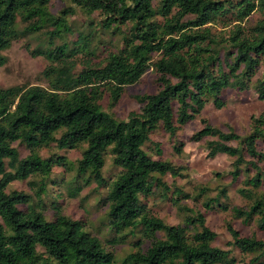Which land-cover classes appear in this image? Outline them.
I'll return each instance as SVG.
<instances>
[{"label":"trees","instance_id":"16d2710c","mask_svg":"<svg viewBox=\"0 0 264 264\" xmlns=\"http://www.w3.org/2000/svg\"><path fill=\"white\" fill-rule=\"evenodd\" d=\"M52 1L56 0H0V68L6 61L2 52L31 35L46 37V50L32 55L50 62L43 72L47 87H0V264H119L81 220H72L54 206L49 221L29 195L7 191L14 181L38 177L42 183L35 196L47 194L53 168L67 166L63 156L39 155L51 146L81 151L69 197L78 196L91 183L108 188L99 201L107 206V242L117 244L132 237L133 250L120 264H236L230 251L213 246L217 235L202 213L185 217L182 226L167 225L150 214L144 199L155 188L168 193L163 178L180 176L181 168L153 159L144 146L152 143L157 130L177 138L208 104L222 109L225 89L243 92L253 87L257 98L264 100V70L255 78L264 57V0H159L157 6L154 0H58L70 3L58 15L49 10ZM72 7L88 16L97 14L99 21L97 28L91 21L90 32L80 31L74 42H68L66 17ZM255 11L260 19L251 27L243 26ZM214 26L228 31L217 36ZM102 36L109 37L106 42L111 45L119 37L121 47L113 44L98 63L86 61L76 70L74 57L96 56L94 52L107 45ZM55 40L61 44L54 46ZM150 69L156 74L158 91L135 96L139 113L119 120L103 109L104 99L112 110L125 88ZM200 121L202 127L190 140L211 138L206 142L207 158H231L233 182L246 174L245 187L238 192L249 205L232 207L234 217L245 223L254 219L264 230V148L259 150L264 145V111L252 119L251 130L243 136ZM15 143L28 150L25 158H20ZM183 147L177 141L174 152L180 154ZM155 152L161 154L157 144ZM106 156L120 169L109 185L102 175ZM171 195L178 209L184 210L177 200L188 196L177 189ZM221 198H227L225 188L202 205L206 210H227ZM226 230L234 248L253 255L248 264L264 260V241L241 237L229 223Z\"/></svg>","mask_w":264,"mask_h":264},{"label":"rangeland","instance_id":"374dc122","mask_svg":"<svg viewBox=\"0 0 264 264\" xmlns=\"http://www.w3.org/2000/svg\"><path fill=\"white\" fill-rule=\"evenodd\" d=\"M235 1V0H232ZM159 0H154V6L158 5ZM70 3L61 1H52L49 4L51 14L58 15L63 9H68ZM72 14L66 17L67 24L70 28L69 34L66 36L68 42L76 40L77 33L83 31L90 32L89 23L95 26L99 17L97 14L92 16L86 15L82 10L72 7ZM160 20L159 17H157ZM260 19V13L255 11L242 24L245 27L253 26ZM97 26L94 27V29ZM91 31L94 35L98 31ZM215 35L226 34L228 29L220 26L211 28ZM46 37L40 36L36 38L31 35L13 42L9 49L2 52L5 57V64L0 68V87L10 88L13 86H35L47 87V81L43 76L44 70L50 65V62L42 55H32L33 51L46 50ZM99 35L94 39L97 43ZM102 40L109 41V37L102 36ZM119 37L112 40V45L117 48L121 47ZM61 44L60 40L54 41V46ZM104 47H100L94 53L96 56L82 57L77 55L74 57L73 63L76 70H81L86 61L98 63L105 57L106 53L112 45L107 43ZM264 70V57L262 58L261 67L255 78H259ZM253 79L255 83L257 79ZM158 91L156 83V74L150 69L136 84L125 88L117 105L109 110L107 108V100L102 101V107L105 111L110 112L119 120H126L130 114L139 113L140 104L135 100L137 95L154 94ZM222 99L225 106L222 109H216L212 104L206 105L201 112V116L194 121L189 122L177 133V138L170 139L163 131L157 130L151 136V144L144 146V150L153 157V159H161L170 162L176 168H181V175L172 178L166 176L163 182L166 184L169 192L166 193L162 188H155L154 193L144 199L147 209L154 217L161 219L167 225L182 226L187 216L195 213H202L205 217L206 225L216 233V239L213 246L222 250L230 251V256L236 259V264H248L253 255H244L238 249L234 248L231 243V237L226 230V224L229 223L232 228L238 231L239 235L244 238L256 237L264 241V230H259L254 219L244 222L243 219H236L231 211L232 207L245 209L249 205V201L241 197L238 190L244 188V178L246 174H241L237 181L233 182L230 172L233 171L232 159L225 155H217L213 159L207 158L206 142L212 140L205 138L201 141H191L190 137L201 127L200 119H205L208 123L221 130L227 132L233 130L239 136L247 134L252 127V119H256L260 113L264 111V100H259L253 87L243 92L225 89L222 92ZM182 142L184 147L180 154L174 152L173 147L176 142ZM155 144L159 145L161 154L156 156ZM234 146L235 143H232ZM17 148L20 158H25L29 152L18 143L14 144ZM264 145H259V150ZM80 150L59 151L54 146L39 151L42 158H47L52 154L63 156L67 160V166L54 167L52 174L48 177L46 183L47 194L37 198V187L42 183L40 178L31 177L25 181H14L9 184L7 191L23 192L32 198L38 210H42L47 220H53L55 209L59 210L65 216L72 220H81L84 223L85 230L95 235L103 244L106 250L112 252L116 261L120 264L123 258L133 249L131 247L132 237H128L125 241L117 244H110L109 232L107 230L106 212L107 206L100 204L107 194L108 188H97L95 183H91L83 188L76 197H69V182L74 176L76 161L80 158ZM248 159V158H247ZM120 169L112 165L110 156H106L105 165L102 169V175L109 185L115 180ZM252 175V174H251ZM250 175V176H251ZM221 188L227 191V198H221V202L226 203L227 210H206L203 203L209 199L216 197ZM175 189L187 195L188 198L180 197L177 200L179 206H184V210L178 209V206L171 199ZM206 189V191H202ZM161 193L165 195L161 196ZM199 197L195 199L198 195ZM173 198H175L173 196ZM44 208H42V206ZM41 207V208H40ZM162 234L158 233V237ZM258 264H264V260Z\"/></svg>","mask_w":264,"mask_h":264}]
</instances>
